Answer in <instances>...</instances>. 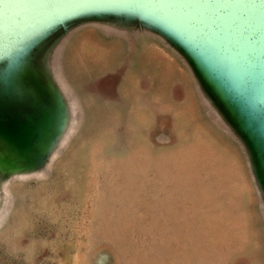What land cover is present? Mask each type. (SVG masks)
<instances>
[{
    "label": "rangeland",
    "instance_id": "obj_1",
    "mask_svg": "<svg viewBox=\"0 0 264 264\" xmlns=\"http://www.w3.org/2000/svg\"><path fill=\"white\" fill-rule=\"evenodd\" d=\"M71 103L45 168L0 199V264H264L240 142L155 34L97 22L53 52Z\"/></svg>",
    "mask_w": 264,
    "mask_h": 264
},
{
    "label": "water",
    "instance_id": "obj_2",
    "mask_svg": "<svg viewBox=\"0 0 264 264\" xmlns=\"http://www.w3.org/2000/svg\"><path fill=\"white\" fill-rule=\"evenodd\" d=\"M85 22L140 28L178 53L242 145L264 215V0H0V199L8 177L45 168L67 133L52 55Z\"/></svg>",
    "mask_w": 264,
    "mask_h": 264
}]
</instances>
